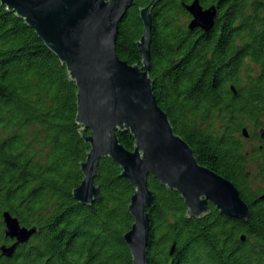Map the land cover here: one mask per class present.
<instances>
[{
	"label": "trees",
	"instance_id": "obj_1",
	"mask_svg": "<svg viewBox=\"0 0 264 264\" xmlns=\"http://www.w3.org/2000/svg\"><path fill=\"white\" fill-rule=\"evenodd\" d=\"M192 1L161 0L152 11L153 92L198 163L234 184L249 217L235 220L209 204L201 220L186 218L180 195L149 177V264H264V188H251L247 176L254 160L264 178V151L246 156L240 140L248 124L264 128V0H199L217 9L208 32L188 28ZM150 2L134 0L119 24L116 53L129 65L141 62L139 9ZM75 116L66 68L0 4V247L12 244L4 212L36 228L12 257L0 252V264H132L123 236L133 189L120 168L99 162L94 204L72 196L89 150ZM118 139L133 150L129 132Z\"/></svg>",
	"mask_w": 264,
	"mask_h": 264
},
{
	"label": "water",
	"instance_id": "obj_2",
	"mask_svg": "<svg viewBox=\"0 0 264 264\" xmlns=\"http://www.w3.org/2000/svg\"><path fill=\"white\" fill-rule=\"evenodd\" d=\"M160 1L151 0L139 9L143 29L136 48L141 62L129 65L118 57L116 43L119 24L134 0H0L7 12L14 13L35 32L75 85V123L81 127V138L89 150L79 165L82 181L72 192L74 200L83 206L98 200L99 188L94 180L103 159L114 162L131 185L128 212L133 223L123 240L132 264H149L148 211L155 205L149 177L180 195L186 218L201 220L209 214V204L235 220L246 221L249 217L248 206L234 184L198 163L192 148L175 134L157 103L149 73L151 14ZM185 9L191 16L190 30L208 32L213 27L215 6L203 8L199 0H193ZM125 132L134 140L131 151L118 139V133ZM241 133L248 137L246 128ZM2 220L5 237L13 243L1 246L0 252L10 258L36 233V228L21 226L9 212L2 214ZM174 249L175 245L170 254Z\"/></svg>",
	"mask_w": 264,
	"mask_h": 264
},
{
	"label": "flooded vegetation",
	"instance_id": "obj_3",
	"mask_svg": "<svg viewBox=\"0 0 264 264\" xmlns=\"http://www.w3.org/2000/svg\"><path fill=\"white\" fill-rule=\"evenodd\" d=\"M245 128L248 130V137H243V135L241 134L240 140L242 141L244 153L246 154V156H249L250 152H253V151L263 152L264 151V128L262 127L256 128V123H250ZM258 162L259 164H262V161H258ZM254 165H257L259 168L258 163H256L254 160H253V163L252 161H250L249 167L247 168V176L249 177V181H251V167H253Z\"/></svg>",
	"mask_w": 264,
	"mask_h": 264
},
{
	"label": "rangeland",
	"instance_id": "obj_4",
	"mask_svg": "<svg viewBox=\"0 0 264 264\" xmlns=\"http://www.w3.org/2000/svg\"><path fill=\"white\" fill-rule=\"evenodd\" d=\"M259 174H260V169L258 168L257 165L251 167V181H250L251 188L254 189L264 188V178H260Z\"/></svg>",
	"mask_w": 264,
	"mask_h": 264
}]
</instances>
